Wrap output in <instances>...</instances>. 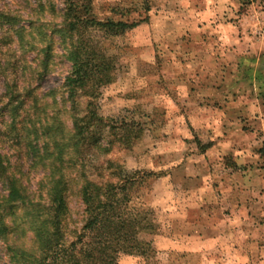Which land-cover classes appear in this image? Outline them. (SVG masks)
Instances as JSON below:
<instances>
[{"label":"rangeland","instance_id":"1","mask_svg":"<svg viewBox=\"0 0 264 264\" xmlns=\"http://www.w3.org/2000/svg\"><path fill=\"white\" fill-rule=\"evenodd\" d=\"M63 7V0H0V11L17 19H0V100L16 91L34 95L48 114L59 110L70 130L71 104L62 89L70 65L57 34ZM92 13L135 24L123 36L101 41L114 67L110 84L93 100L115 139L97 160L105 171L93 172L112 182L109 173L146 175L130 189L129 205L149 212L151 228L139 236L153 254L121 255L118 264H221L214 251L233 248L259 251L264 261V248L251 236H197L205 219L197 204L203 199L214 207L223 200V167L234 170L235 159L242 158L247 168L264 171V0H92ZM76 100L82 113L90 99L82 94ZM28 120L18 117L15 130L0 103V152L21 166L24 183L34 190L44 173L33 167L21 142ZM117 121L126 130H118ZM77 171L65 170L64 225L72 240L86 218ZM0 264H8L1 243Z\"/></svg>","mask_w":264,"mask_h":264},{"label":"trees","instance_id":"2","mask_svg":"<svg viewBox=\"0 0 264 264\" xmlns=\"http://www.w3.org/2000/svg\"><path fill=\"white\" fill-rule=\"evenodd\" d=\"M63 4L61 30L57 34L70 65L62 89L71 104V129H66L59 118V110L48 114L38 107L39 99L34 95L28 99L16 91L9 94L6 102L3 97L0 100L15 130L18 117L29 118V123L21 128L26 134L21 142L25 143L33 167L44 173L32 190L24 183L27 175L21 173V166L12 165L0 152V243L8 264H118L121 255L148 257L153 251L139 235L151 228L149 212L129 205L130 189L146 175L135 179L122 172L109 173L112 182L93 172L105 171L104 162L98 164L97 160L115 141L106 132V120L98 114L93 101L110 84L114 67L101 41L123 36L135 24L97 19L92 13V0H63ZM50 7L52 13L54 8ZM0 19L10 23L17 20L1 11ZM20 31L24 28L18 30L19 43L23 40ZM48 50L49 45L41 51ZM1 52L0 48V55ZM48 62L45 56L41 66L46 69ZM5 87L12 88L6 83ZM82 94L90 100L81 113L76 98ZM29 100L31 106L26 110ZM125 126L123 121H117L115 127L126 130ZM69 167L78 170L79 195L86 215L73 240L64 225L69 185L65 170Z\"/></svg>","mask_w":264,"mask_h":264},{"label":"crops","instance_id":"3","mask_svg":"<svg viewBox=\"0 0 264 264\" xmlns=\"http://www.w3.org/2000/svg\"><path fill=\"white\" fill-rule=\"evenodd\" d=\"M235 161L238 165L236 169L222 168L223 177L227 180H219V186L223 190L221 193L223 200L220 204H215L213 207L203 199L202 203L197 204L198 211L205 216V219L199 222L197 236H216L218 239L217 236H251L257 248L263 249L264 171L247 168L242 158H236ZM216 208V219L209 221L215 216L213 211ZM199 254L209 255L213 252L199 250ZM214 256L221 258V264H242L244 258H254L255 261L264 264V261H259L263 258L259 251L248 254L238 248H233L229 252L221 249V251H214Z\"/></svg>","mask_w":264,"mask_h":264}]
</instances>
